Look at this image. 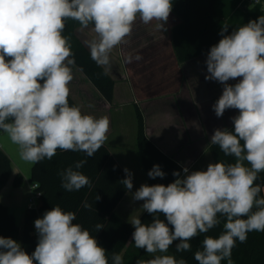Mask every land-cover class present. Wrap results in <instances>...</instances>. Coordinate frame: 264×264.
<instances>
[{"label": "clouds", "instance_id": "1", "mask_svg": "<svg viewBox=\"0 0 264 264\" xmlns=\"http://www.w3.org/2000/svg\"><path fill=\"white\" fill-rule=\"evenodd\" d=\"M172 8L173 0H0V130L23 161L51 160L57 150L92 157L107 140V116L84 114L69 104L76 63L70 39L63 35L66 21L78 22L80 31L92 26L96 36L84 44L107 74L113 49L128 43L137 19L157 21L164 30ZM220 35L207 53L205 79L223 85L212 105L215 115L220 118L229 109L238 115L230 118L233 129H215L210 143L234 162L217 161L191 172L184 167L183 176L172 173V183L142 184L132 193V200L143 201L141 209L152 216L150 223H142L140 214L129 217L134 246L154 256L136 264H187L167 254L170 247L190 251V241L221 225V217L223 230L217 237L204 235L194 253L197 264H233L237 241L264 232V187L255 183L264 172V15L231 33L225 26ZM141 59L129 55L125 62ZM85 163L79 160L77 170L69 166L59 173L64 190L92 187L78 171ZM124 172L120 183L131 192L133 174L128 168ZM165 175L158 164L148 172L152 179ZM83 207L91 205L84 201ZM75 220V212L59 205L45 211L34 221L38 243L31 254L16 240L0 236V264H109L107 250ZM103 228L95 225V231ZM111 264H123L122 255L113 253Z\"/></svg>", "mask_w": 264, "mask_h": 264}, {"label": "crops", "instance_id": "2", "mask_svg": "<svg viewBox=\"0 0 264 264\" xmlns=\"http://www.w3.org/2000/svg\"><path fill=\"white\" fill-rule=\"evenodd\" d=\"M214 8L223 16L215 27L217 33L220 34L225 26L231 33L234 28L264 15V0H217ZM180 22L173 12L164 30L157 28V21L143 24L137 19L128 43L117 46L111 53L108 74L115 81L111 103L77 66L73 69L71 97L84 114L109 118L105 144L123 171L128 168L133 174L131 192L125 194L115 209V213L127 222L130 215L140 214L141 218L145 214L141 209L143 201L134 202L132 193L142 184L150 185L138 142L136 107L143 115L148 140L182 169L188 167L190 172L206 170L209 163H215L210 152L211 136L217 128L232 127L230 118L238 115V110L229 109L218 118L213 111L212 105L221 96L223 85L205 79L208 52L183 63L178 61L172 29ZM75 34L87 49L84 41L96 36L91 25L83 31L79 25ZM137 54L142 57L140 61L125 62L127 56ZM238 80L228 83L235 84ZM20 187L15 186L14 181L10 185L9 178L0 192L2 203L14 214L19 227L33 198L32 192L15 200L9 197L10 193L19 195ZM133 243L131 236L126 248L134 247ZM145 255L147 260L151 257L146 252Z\"/></svg>", "mask_w": 264, "mask_h": 264}, {"label": "trees", "instance_id": "3", "mask_svg": "<svg viewBox=\"0 0 264 264\" xmlns=\"http://www.w3.org/2000/svg\"><path fill=\"white\" fill-rule=\"evenodd\" d=\"M216 1L173 0L172 12L181 19V22L172 29V43L179 62L183 63L207 53L211 46L217 44L222 38L215 30L216 25L223 19V16L214 8ZM78 26V22L67 20L63 33L70 39L76 66L105 100L111 103L115 81L108 73L104 74V69L91 59L89 50L75 34V29ZM6 59L8 58L6 57ZM69 104L78 106L71 95ZM136 112L138 142L147 172L152 169L153 165L158 164L166 173L163 178L152 179L149 177L150 186L153 184L168 185L176 179L172 173L177 171L182 175L183 169L148 140L145 134L144 118L138 107H136ZM233 127L228 129L232 130ZM210 152L214 162H234V157L225 156L218 146L211 144ZM79 160L87 161L78 171L90 178L92 187L86 186L79 191H66L61 187L59 173L69 166L77 170L74 166ZM11 173V159L0 145V192L7 184ZM125 176V172L105 143L92 157H88L83 152L57 150V154L51 160L45 159L32 166L30 180L38 185L36 191L40 193L41 206L38 211L27 210L25 212L21 227L18 226L14 214L0 199V236L16 240L21 243L28 254H31L38 243V239L33 233L34 219L38 212L51 210L54 206L59 205L65 211L76 213L74 223H79L88 229L95 236L99 245L107 250L109 264H111L113 253L123 254V264H136L137 259L147 260L145 251L137 249L135 246L126 248L134 228L115 213L117 205L128 192L120 183ZM23 182V176L18 173L14 178L15 186H21ZM255 183L264 187V172L259 174ZM96 195L100 197L99 200H96ZM261 195L264 196L263 191ZM84 201H87L91 207H83ZM140 219L142 223H150L152 216L145 212ZM221 221V225L210 230L209 233L192 239L190 251L176 252L175 244H173L168 253L175 255L177 259H185L187 264H197L194 253L201 249L204 235L217 237L223 230V217H221ZM98 223L102 224L104 228L95 231V225ZM231 258L233 264H264V232H250L245 243L237 241ZM221 264H227V261H222Z\"/></svg>", "mask_w": 264, "mask_h": 264}, {"label": "rangeland", "instance_id": "4", "mask_svg": "<svg viewBox=\"0 0 264 264\" xmlns=\"http://www.w3.org/2000/svg\"><path fill=\"white\" fill-rule=\"evenodd\" d=\"M0 144L2 149L7 153V155L10 157L11 159V168H12V173L10 176V185L13 183L15 176L20 173L23 176V184L20 187V191H19V195L13 193H10L9 197H13V200L15 199H19L25 196V194L30 195V193L32 192L33 196L35 195V191L30 190V187L33 186V182L30 180V175H31V169L33 164L29 163V162H25L23 161L19 154H18V147L14 144L11 143V141L9 140V138L7 137V135L0 130ZM30 197V196H29ZM35 203L37 205L40 204V200L39 199H35ZM45 213V211L42 212V217L43 214ZM169 254V253H167ZM154 258L153 255H151L149 259Z\"/></svg>", "mask_w": 264, "mask_h": 264}, {"label": "built area", "instance_id": "5", "mask_svg": "<svg viewBox=\"0 0 264 264\" xmlns=\"http://www.w3.org/2000/svg\"><path fill=\"white\" fill-rule=\"evenodd\" d=\"M37 186H38L37 184H34V185L32 186V190L35 191V195L33 196L32 200H31V201L29 202V204L27 205V210H29V211H33V210L38 211V210H39V205H37V204L35 203V199H40V193H38V192L36 191ZM37 218H42L40 212H38V215H37V217L34 219V221H35ZM34 221H33V227H34V232H33V233H34L35 237L38 239V234H37L36 229H35V226H34Z\"/></svg>", "mask_w": 264, "mask_h": 264}]
</instances>
